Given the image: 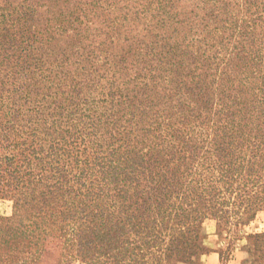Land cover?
Wrapping results in <instances>:
<instances>
[{
  "label": "trees",
  "instance_id": "obj_1",
  "mask_svg": "<svg viewBox=\"0 0 264 264\" xmlns=\"http://www.w3.org/2000/svg\"><path fill=\"white\" fill-rule=\"evenodd\" d=\"M4 201L14 264L33 263L48 219L65 244L100 248L90 264H190L208 220L250 224L264 0H0Z\"/></svg>",
  "mask_w": 264,
  "mask_h": 264
},
{
  "label": "rangeland",
  "instance_id": "obj_2",
  "mask_svg": "<svg viewBox=\"0 0 264 264\" xmlns=\"http://www.w3.org/2000/svg\"><path fill=\"white\" fill-rule=\"evenodd\" d=\"M12 215L13 204L9 201L1 202L0 216ZM48 220L44 233H35V242L38 246L31 250L33 263L30 264H90L93 258H97L96 252L99 247L86 250L77 247L75 242L70 245L65 244L68 238L63 236L61 230L65 224L63 220L61 218ZM221 226L220 228L215 220H208L204 224L203 246L190 264H205L204 258L212 248L220 252L221 264H231L234 259H239L240 264H264L262 253L255 246L254 238L256 234L264 233V211L259 212L247 226L231 229ZM17 255L18 252L3 250L0 252V264H14L13 259ZM104 264H113V262L109 260Z\"/></svg>",
  "mask_w": 264,
  "mask_h": 264
},
{
  "label": "crops",
  "instance_id": "obj_3",
  "mask_svg": "<svg viewBox=\"0 0 264 264\" xmlns=\"http://www.w3.org/2000/svg\"><path fill=\"white\" fill-rule=\"evenodd\" d=\"M222 257L218 250H212L204 258L205 264H221ZM231 264H240V260L234 259L230 262Z\"/></svg>",
  "mask_w": 264,
  "mask_h": 264
}]
</instances>
